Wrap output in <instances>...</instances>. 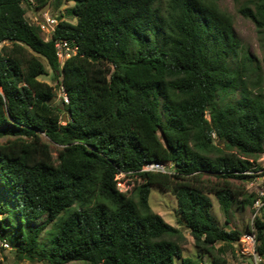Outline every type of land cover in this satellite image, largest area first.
<instances>
[{"label": "trees", "instance_id": "obj_1", "mask_svg": "<svg viewBox=\"0 0 264 264\" xmlns=\"http://www.w3.org/2000/svg\"><path fill=\"white\" fill-rule=\"evenodd\" d=\"M64 1L74 4L46 39L26 5ZM249 3L239 12L263 30L264 0ZM60 39L78 46L63 65ZM1 43L0 137L8 139L0 143V239L18 259L205 264L169 237L180 230L151 208L153 185L176 194L197 247L212 254L218 242L240 240L244 231L219 224L210 194L225 215L240 197L254 206L257 194L244 196L232 179L249 176L264 153L263 78L252 81L248 70L261 71L264 56L244 49L215 1L0 0ZM49 68L68 102L55 104V86L40 79ZM232 89L241 97L218 104ZM152 161L172 163V172L141 171ZM122 173L141 179L138 199L119 188ZM204 174L217 182L206 185ZM254 223L264 256V216ZM214 255L210 264H228Z\"/></svg>", "mask_w": 264, "mask_h": 264}, {"label": "rangeland", "instance_id": "obj_2", "mask_svg": "<svg viewBox=\"0 0 264 264\" xmlns=\"http://www.w3.org/2000/svg\"><path fill=\"white\" fill-rule=\"evenodd\" d=\"M215 1L218 6L223 9L224 11L228 12L234 23V28L238 34V36L241 38L244 49L246 51H249L252 55H254L257 59L261 60L264 56V29L259 30L254 22L241 14L239 12L240 7L243 4H250V0H213ZM74 4L73 1H64V4L60 8H55L53 5L49 4L46 7L43 8H35V5L32 3V6H27V18L28 20L33 24H38L44 17V13L46 11H50V13L60 16V14L63 12L65 13L67 9ZM66 18H69L70 20H74L72 16H68L66 14ZM43 34L46 36V34L43 32ZM2 46V43L0 44ZM244 50L242 49L240 51V54L237 59H233L231 62L234 65V67L238 66V64L241 62V59L244 55ZM248 62V61H247ZM249 64V62H248ZM250 66V65H249ZM262 69L261 71H258L256 73V69L249 68L250 76H252V81H257L259 75L263 78L260 89L264 92V65L261 64ZM255 72V73H254ZM40 79L52 84L55 86L57 91V97L55 100V104H60L61 99L59 98V85L58 83L53 79V73L51 69H48V74H44L40 76ZM241 97V90L240 89H232L228 91H220L217 103L218 104H227L231 103ZM8 139V137H0V143L5 142ZM46 139V138H45ZM219 148H223L226 150V147L223 143L216 141L215 143ZM53 149L56 148V145L54 143H51ZM217 151L213 150L212 155H217ZM57 155V153H55ZM252 160L255 163L254 170L251 171L250 175L243 178V179H232V182L234 186L241 188L244 190V196H248L250 193L254 192L258 194L259 191L264 189V174L263 168H264V153L261 154L258 157L252 158ZM203 182L206 183V185L210 186L211 184L217 182V178L213 175L204 174L203 175ZM118 179V186L123 191H128L130 195H132L134 198L138 199L136 192H134V187L136 185H139L142 181L141 179H138L135 176H127L125 174H119L117 176ZM1 193V189H0ZM210 197L213 200V207H212V213L216 216V218L219 221V224L221 226L226 227L227 229H232L234 227H237L238 229L247 232L250 224L252 223L254 214H255V208L254 206H243L241 203V197L237 199L231 208V212L229 215H225L222 211L219 201L217 197L214 194H210ZM149 203L151 208L163 216V218L173 226H176L179 228V234L175 236H169L174 239H177L181 242L183 249H184V256L192 257L196 260H201L205 264H210L214 254H219L220 256H223L227 258L228 264H238L241 260V255L239 254V246L238 244H232L228 245L224 242H218L215 245V249L213 250L212 254L208 253L206 250H203L202 248H199L195 245V241L193 236L191 235L190 230L186 227L184 223L181 221L183 220L182 214L180 212L178 198L176 194H174L172 191L163 188L160 185H153L151 186V193L149 196ZM63 215H65V212H63L60 217L56 220H60ZM227 219L230 221V223H227ZM39 222H42L41 220ZM55 223L50 224L47 227L46 232H44L43 238L46 239L52 235H50L51 230H53V227L55 226ZM243 244V243H242ZM219 248H224L223 252H218ZM182 260L177 259L176 264H181ZM0 264H48L46 261H38L37 259H18L17 256H15V249H7L1 246L0 244ZM67 264H90L87 261H72Z\"/></svg>", "mask_w": 264, "mask_h": 264}, {"label": "built area", "instance_id": "obj_3", "mask_svg": "<svg viewBox=\"0 0 264 264\" xmlns=\"http://www.w3.org/2000/svg\"><path fill=\"white\" fill-rule=\"evenodd\" d=\"M60 18L50 11H46L44 13L43 19L38 23L41 27L42 31L46 34V39H48L51 34L55 31V28L59 22ZM57 50L59 60L61 65L65 63V61L70 58L72 55L76 54L78 51V46L72 44L70 41L66 39H60L57 41ZM60 99H63L65 102L69 101L68 94L61 84L59 86V94ZM172 163H161L158 161H152L146 163L141 171H159L164 173L172 172ZM248 174L251 171L247 172ZM124 174V173H122ZM255 214L250 224L247 232L241 236L239 241H236L233 244H238L239 246V254L241 255L240 262L238 264H264V256L259 252L258 245V237H257V228L254 223V219L256 216H264V189L259 191L257 194V198L254 202ZM243 243V244H242ZM0 244L2 247L7 249H12V244L7 239H0Z\"/></svg>", "mask_w": 264, "mask_h": 264}, {"label": "water", "instance_id": "obj_4", "mask_svg": "<svg viewBox=\"0 0 264 264\" xmlns=\"http://www.w3.org/2000/svg\"><path fill=\"white\" fill-rule=\"evenodd\" d=\"M65 120H67V118H66V115H65ZM162 134H164V132L162 131Z\"/></svg>", "mask_w": 264, "mask_h": 264}]
</instances>
